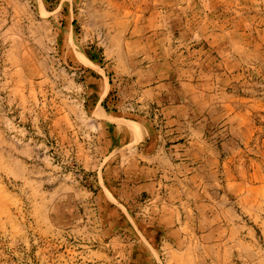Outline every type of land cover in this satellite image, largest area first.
<instances>
[{
    "label": "rangeland",
    "instance_id": "374dc122",
    "mask_svg": "<svg viewBox=\"0 0 264 264\" xmlns=\"http://www.w3.org/2000/svg\"><path fill=\"white\" fill-rule=\"evenodd\" d=\"M94 106L180 145L199 214L264 264V0H0V264H135Z\"/></svg>",
    "mask_w": 264,
    "mask_h": 264
},
{
    "label": "crops",
    "instance_id": "0c3cea01",
    "mask_svg": "<svg viewBox=\"0 0 264 264\" xmlns=\"http://www.w3.org/2000/svg\"><path fill=\"white\" fill-rule=\"evenodd\" d=\"M101 81L102 95L95 102L107 89ZM92 111L98 114L93 116L98 127L107 128L108 136V150L94 187L110 206L111 241L129 248L127 258L132 263L263 264L262 255L255 251L256 242L240 238L245 225L217 224L212 210L199 214L192 185L186 184L193 177L184 178L183 163L176 160L180 145L168 147L161 134L143 126L140 118L129 120L97 106ZM223 229L230 235H221Z\"/></svg>",
    "mask_w": 264,
    "mask_h": 264
}]
</instances>
